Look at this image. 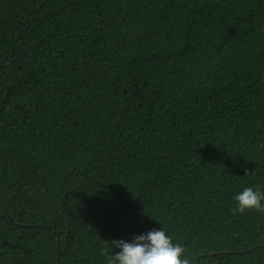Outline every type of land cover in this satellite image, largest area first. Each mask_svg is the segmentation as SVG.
I'll list each match as a JSON object with an SVG mask.
<instances>
[{
	"label": "trees",
	"instance_id": "1",
	"mask_svg": "<svg viewBox=\"0 0 264 264\" xmlns=\"http://www.w3.org/2000/svg\"><path fill=\"white\" fill-rule=\"evenodd\" d=\"M248 187L264 0H0V264H106L153 229L190 264H264Z\"/></svg>",
	"mask_w": 264,
	"mask_h": 264
},
{
	"label": "clouds",
	"instance_id": "2",
	"mask_svg": "<svg viewBox=\"0 0 264 264\" xmlns=\"http://www.w3.org/2000/svg\"><path fill=\"white\" fill-rule=\"evenodd\" d=\"M233 199L237 202V206L231 209L233 214L249 210L264 212V192L248 187ZM111 244L121 251L114 255L105 252L106 264H190L184 255L185 249L178 243L174 244L165 230L153 229L136 236L131 243L117 240Z\"/></svg>",
	"mask_w": 264,
	"mask_h": 264
}]
</instances>
